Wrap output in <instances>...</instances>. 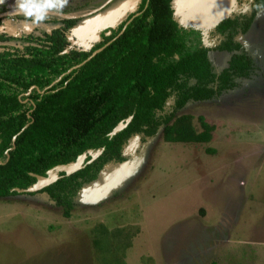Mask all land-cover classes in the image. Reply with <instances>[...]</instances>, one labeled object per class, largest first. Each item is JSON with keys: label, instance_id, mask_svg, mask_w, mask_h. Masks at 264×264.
I'll return each instance as SVG.
<instances>
[{"label": "rangeland", "instance_id": "1", "mask_svg": "<svg viewBox=\"0 0 264 264\" xmlns=\"http://www.w3.org/2000/svg\"><path fill=\"white\" fill-rule=\"evenodd\" d=\"M140 2L69 0L61 14L33 25L16 0H4L0 35L9 40L2 44L19 46L13 38L76 19L71 48L90 49ZM173 6L195 43L200 30L210 48L220 41L213 34L219 21L250 12L238 0H174ZM237 40L254 61L250 78L179 114L191 115L198 130L201 117L213 125L209 143L167 142L163 131L134 136L126 161L84 186L69 218L45 193L0 198V264H264V9ZM209 57L219 73L230 53L212 50Z\"/></svg>", "mask_w": 264, "mask_h": 264}, {"label": "trees", "instance_id": "2", "mask_svg": "<svg viewBox=\"0 0 264 264\" xmlns=\"http://www.w3.org/2000/svg\"><path fill=\"white\" fill-rule=\"evenodd\" d=\"M140 1L135 13L118 28L102 31L90 49L71 48L68 34L76 19L13 38L20 40L19 46L3 45L9 37L0 35V198L18 195L16 189H28L37 176L46 177L89 150L103 149L92 164L39 192L69 218L84 186L96 182L109 165L126 161L124 149L134 136L153 138L163 131L172 143L212 140L214 126L205 118L199 119L198 130L191 115L179 114L189 104L212 101L236 88L238 80L250 78L255 64L237 36L249 32L264 0H238L248 2L250 12L219 21L213 34L220 41L214 48L205 45L200 30L201 41L195 43L193 33L175 17L174 0ZM212 50L230 53L219 73L209 57ZM129 117V125L111 138ZM123 231L115 233L116 239ZM100 244L96 241L103 253Z\"/></svg>", "mask_w": 264, "mask_h": 264}, {"label": "water", "instance_id": "3", "mask_svg": "<svg viewBox=\"0 0 264 264\" xmlns=\"http://www.w3.org/2000/svg\"><path fill=\"white\" fill-rule=\"evenodd\" d=\"M138 15L139 14H136L133 18H135ZM133 18L127 22V24L125 25L124 29L122 30V32L120 34L124 33L125 29L131 23ZM112 42L113 41L108 43L106 46L98 49L97 51L93 52L92 55L87 60H85L80 65L74 67V69L85 65L87 62H89L95 56H97L99 53H101ZM131 121H132V117H129L125 121L121 122L110 133L109 136L112 138L113 136H115L118 133H120L121 131H123L129 125V123ZM28 126L29 125H26L19 134H21L23 131H25V129H27ZM16 138H17V136H15L14 139H13V143L14 144H15ZM103 152H104L103 149H100V150H97V151L89 150L87 153H84L83 155L79 156L78 159L75 162H72V163H69V164L63 165V166H57L54 169L50 170L47 173L46 177L37 176V182L34 185H32L31 187H29L28 189H26V190L16 189V191L19 192V193H37V192H40L43 189L47 188L48 186H50V185L54 184L55 182H57L59 179H61L63 177H70V176L76 174L77 172L83 170L86 167V165L92 164L94 161H96L103 154ZM89 157H90V159H89ZM63 173H64V176L61 175Z\"/></svg>", "mask_w": 264, "mask_h": 264}, {"label": "clouds", "instance_id": "4", "mask_svg": "<svg viewBox=\"0 0 264 264\" xmlns=\"http://www.w3.org/2000/svg\"><path fill=\"white\" fill-rule=\"evenodd\" d=\"M4 0H0V4ZM69 5V0H16V10L31 24L38 25L45 21L50 13L57 15Z\"/></svg>", "mask_w": 264, "mask_h": 264}]
</instances>
